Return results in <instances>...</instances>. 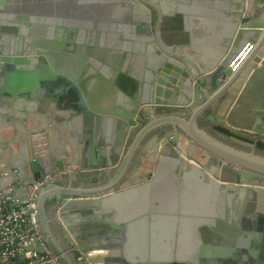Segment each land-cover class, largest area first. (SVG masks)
Listing matches in <instances>:
<instances>
[{
    "label": "water",
    "instance_id": "1",
    "mask_svg": "<svg viewBox=\"0 0 264 264\" xmlns=\"http://www.w3.org/2000/svg\"><path fill=\"white\" fill-rule=\"evenodd\" d=\"M263 3L0 0V135L13 143L0 191L24 198L40 183L35 251L63 264H231L234 248L258 253L251 240L264 252V17L251 18ZM69 94L87 169L49 112L20 122ZM183 157L195 186L181 206L164 171L186 170Z\"/></svg>",
    "mask_w": 264,
    "mask_h": 264
},
{
    "label": "built area",
    "instance_id": "2",
    "mask_svg": "<svg viewBox=\"0 0 264 264\" xmlns=\"http://www.w3.org/2000/svg\"><path fill=\"white\" fill-rule=\"evenodd\" d=\"M7 175L0 171V180ZM39 186L40 183L32 185V192L24 198L5 196L0 191V264H63L50 249L44 253L34 250L39 241L44 244L39 219ZM14 188L15 185H11V189ZM107 254L106 250H98L87 256Z\"/></svg>",
    "mask_w": 264,
    "mask_h": 264
},
{
    "label": "crops",
    "instance_id": "3",
    "mask_svg": "<svg viewBox=\"0 0 264 264\" xmlns=\"http://www.w3.org/2000/svg\"><path fill=\"white\" fill-rule=\"evenodd\" d=\"M260 13H262L261 15H262V18L264 17V11L263 12H260ZM136 70H138V71H142V69H139V68H136ZM128 75H129V73H128ZM99 83H100V79H94L93 80V82H92V84L90 85V89H89V93H90V95L92 94V93H94V89H96V88H98V87H100L99 86ZM101 89H102V91H105V89L106 88H103V87H101ZM109 89H108V94H109ZM110 95V94H109ZM120 95V94H119ZM84 96H85V99H86V101H87V103H88V98H87V95H85L84 94ZM62 102V101H61ZM47 103V105H46V107H39L38 108V112H36L34 115H32V117L28 120L27 118L26 119H20V122L23 124V125H29V122H31V123H33V124H41L42 122H43V120H45L44 119V113H47V109L48 108H50V102L49 101H47L46 102ZM6 104H9V102H5V100H3V99H0V106L1 107H4ZM58 109H62V107H63V105H62V103H59L58 105ZM48 107V108H47ZM57 125V127L59 126V127H67V126H69L70 125V123L69 124H67V125H64L63 123H61V122H58V123H56ZM54 126V124H50V127H53ZM70 128L71 127H67L66 129V133H65V136H63L64 138L65 137H68V136H70L71 135V132H70ZM3 132V128L2 129H0V134ZM53 132H57V129L56 130H54L53 129ZM69 132V133H68ZM17 137H18V134H16L15 135V138L14 139H12L11 141H13V142H15L14 140H17ZM5 140H6V138H3L1 135H0V154H2V153H6L7 152V150L5 151V149H7V148H9L10 150L11 149H13V143L11 142V144H9L7 141L5 142ZM64 139H59V142L60 143H64ZM15 145H18L17 144V142L15 143ZM105 147V146H104ZM85 150H86V147L82 150L83 151V153H78V157L80 158V159H83V160H85L86 159V153H85ZM70 154V153H69ZM93 156L96 158V159H98L99 160V158H101V156H100V153H94L93 154ZM107 156L109 157V156H111L110 155V153H108L107 154ZM97 160V161H98ZM98 163H99V161H98ZM167 171H164V173L166 174V175H171L172 176V173L174 174V177L177 179V190H176V198H175V196H174V200H177L178 201V203H180V205L182 206V204H183V202H184V192L185 191H190L189 190V187L191 188L192 186H195V185H193L194 184V182H195V176L192 174V172L191 171H185V173L184 172H177V169H175L174 171H172V169H166ZM169 170H171V172H169ZM139 173H137L136 174V176L137 177H139V175H138ZM167 177V176H166ZM197 179H196V181L197 180H200V177L198 176V177H196ZM199 182V181H198ZM159 187H162V188H164V189H173V186H170L169 185V183L167 184V183H162V184H159ZM203 189L204 188H206V190H208V188H207V186H204V187H202ZM189 193V192H188ZM209 204H210V201H209ZM217 207H219V206H221L222 205V201H221V199H218L217 200V202L216 203H214ZM191 205V204H190ZM250 205V204H249ZM251 206V205H250ZM205 215V214H204ZM206 216H207V213H206ZM206 216H203V218L201 219V221H202V225L203 226H206V225H208V223H207V221H208V219H207V217ZM184 237V239L183 240H187V238L188 237H186V235H184L183 236ZM244 237L245 238H248V235H244ZM254 242L251 240L250 241V244H248L249 245V247L250 248H252V247H255V248H257L258 250V253L256 254V255H253L252 253H251V249H249V248H245V249H239V248H234L233 249V257H231V260H230V263L231 264H260L259 263V257H260V255H261V257L264 259V252H262V246L260 247L259 246V244H253ZM205 243H203L202 244V248H205L206 249V246L204 245ZM204 245V246H203ZM183 247H185V246H183ZM205 249H204V251H203V253H207L206 251H205ZM191 250V249H190ZM207 250H209L210 251V253L212 252H217L216 250H214V249H207ZM177 252H179L178 250H177ZM108 253V252H107ZM234 255H236L235 256V258H234ZM212 261V260H211ZM210 263H213L214 264V262H210ZM262 264V263H261ZM264 264V263H263Z\"/></svg>",
    "mask_w": 264,
    "mask_h": 264
},
{
    "label": "flooded vegetation",
    "instance_id": "4",
    "mask_svg": "<svg viewBox=\"0 0 264 264\" xmlns=\"http://www.w3.org/2000/svg\"><path fill=\"white\" fill-rule=\"evenodd\" d=\"M256 7V5L254 4V8ZM264 8V3H263V6ZM264 11V10H263ZM1 14V12H0ZM262 13H258L257 11H255L253 9V12H252V19H255V20H259L262 19ZM2 18V17H1ZM0 18V20H1ZM187 48H184L183 49V52L184 53H188L189 50H186ZM74 101V97L72 95H67L63 100H62V109H58V106L56 108H52L51 104H50V108L47 109V113L49 112V117H48V123H53V122H61L63 123L64 125H67L69 123H71V121H73L77 116H76V113L75 111H72V108H73V103ZM215 117L217 118L218 115L216 114ZM199 123H200V126L201 127H207V126H210L212 124V122L208 119H205V118H202L199 120ZM70 132H71V135L70 137L74 139H76V136H77V141H76V148L78 150V153H83V149L86 147V146H89L90 145V142L89 141H85V132H84V129H80V131L77 132V135H76V131H74V129L70 128ZM91 132V131H90ZM69 133V132H68ZM89 133V132H88ZM191 151V149H190ZM182 159H184V161H188V166H186V170L187 171H191L193 175H195V168L192 167V162L190 160H187L185 157H183ZM99 161V160H98ZM100 162V161H99ZM86 159L85 160H82V162L80 163V165H82L85 169L86 168ZM197 168V167H196ZM186 170H182L180 167L177 168V172H184ZM55 226V225H54ZM54 230H55V234L58 238H61V233L60 231L57 229V227L55 226L54 227Z\"/></svg>",
    "mask_w": 264,
    "mask_h": 264
},
{
    "label": "trees",
    "instance_id": "5",
    "mask_svg": "<svg viewBox=\"0 0 264 264\" xmlns=\"http://www.w3.org/2000/svg\"><path fill=\"white\" fill-rule=\"evenodd\" d=\"M259 146H260L261 148H264V144H263V143H259Z\"/></svg>",
    "mask_w": 264,
    "mask_h": 264
}]
</instances>
